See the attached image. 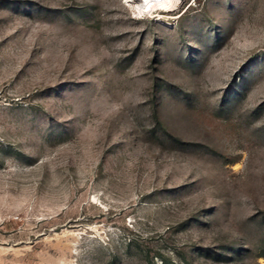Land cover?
Segmentation results:
<instances>
[{"label": "rangeland", "instance_id": "obj_1", "mask_svg": "<svg viewBox=\"0 0 264 264\" xmlns=\"http://www.w3.org/2000/svg\"><path fill=\"white\" fill-rule=\"evenodd\" d=\"M264 264V0H0V264Z\"/></svg>", "mask_w": 264, "mask_h": 264}, {"label": "bare ground", "instance_id": "obj_2", "mask_svg": "<svg viewBox=\"0 0 264 264\" xmlns=\"http://www.w3.org/2000/svg\"><path fill=\"white\" fill-rule=\"evenodd\" d=\"M183 0H126L127 3L139 5V11L151 14L157 11L173 12L177 10Z\"/></svg>", "mask_w": 264, "mask_h": 264}, {"label": "trees", "instance_id": "obj_3", "mask_svg": "<svg viewBox=\"0 0 264 264\" xmlns=\"http://www.w3.org/2000/svg\"><path fill=\"white\" fill-rule=\"evenodd\" d=\"M161 260H162L163 264H167V261H166L165 257H163L162 255H161ZM185 263L188 264L187 261Z\"/></svg>", "mask_w": 264, "mask_h": 264}]
</instances>
